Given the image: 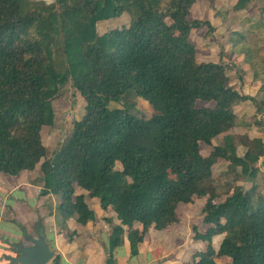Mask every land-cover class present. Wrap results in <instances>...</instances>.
Listing matches in <instances>:
<instances>
[{"label": "trees", "instance_id": "16d2710c", "mask_svg": "<svg viewBox=\"0 0 264 264\" xmlns=\"http://www.w3.org/2000/svg\"><path fill=\"white\" fill-rule=\"evenodd\" d=\"M197 1L0 0V173L17 177L40 167L41 195L60 198L64 222L93 221L89 199L112 210L105 218L112 228L108 264L125 237L137 256L151 229L179 224V206L196 198H207L203 222L210 228H192L207 244L194 264H222L220 257L264 264V197L235 186L219 201L213 173L223 159L229 172L257 177L263 142L240 138L248 149L240 157L239 140L227 133L240 125L237 105L251 100L262 114L264 101L229 88L221 62H198L192 29H213L189 21ZM125 13L129 26L99 34L100 22ZM70 80L85 113L72 138L50 154L43 130L56 127L53 101ZM130 96L148 102L153 115H138ZM202 145L212 147L209 156ZM221 234L216 251L213 239Z\"/></svg>", "mask_w": 264, "mask_h": 264}, {"label": "crops", "instance_id": "0c3cea01", "mask_svg": "<svg viewBox=\"0 0 264 264\" xmlns=\"http://www.w3.org/2000/svg\"><path fill=\"white\" fill-rule=\"evenodd\" d=\"M238 2L198 0L191 14L194 13L198 21L209 22L213 30H204V25L194 27L189 41L197 47L199 63L221 62L225 66L229 88L242 96L264 101V0H249L241 9L236 8ZM234 113L240 125L227 134L239 140L237 152L243 157L248 149L240 138L259 139L264 145V112L259 114L255 104L246 100L234 108ZM225 135L216 138L214 146L221 145ZM229 166V162L219 159L213 167L215 180L217 168L220 171L221 177L216 180L219 181L216 184L221 196L219 199L224 198L220 201H224L235 186L264 197V157L256 165L259 169L257 177L251 181L239 177L240 168L229 172ZM37 170L39 167L17 177L0 173V264H19L13 259L21 256L20 245H32L25 239L28 235L34 238L41 235L49 244L55 255L49 264H55L56 256L60 258V264H108L112 234L110 224L94 220L86 226L73 220L64 222L58 210V196L41 195L43 176L41 170L40 173ZM222 188L224 193H221ZM229 190L231 193H227ZM27 200L37 203L36 209L23 203ZM90 201L99 208H96L98 220L99 217H108L96 199H89V204ZM8 203H14L15 208L5 207ZM15 220L23 227L21 231L11 226ZM193 226L198 227L202 234L210 228L204 222L201 228L199 223H189L183 228L180 222L165 231L151 229L140 244L137 256H132L130 243L125 237L123 245L114 251L113 264H194L195 252L205 251L207 244L194 238H189V243L184 244L183 235L191 233L192 236ZM223 239V234L214 237L216 251ZM230 261L229 257L217 258V262L222 264Z\"/></svg>", "mask_w": 264, "mask_h": 264}, {"label": "rangeland", "instance_id": "374dc122", "mask_svg": "<svg viewBox=\"0 0 264 264\" xmlns=\"http://www.w3.org/2000/svg\"><path fill=\"white\" fill-rule=\"evenodd\" d=\"M34 1H41V0H34ZM43 1L52 2L53 0H43ZM196 17L197 16L194 15V13H192L189 17V21L193 22L197 20ZM202 22H205V21H202ZM130 23H131V17L128 13H125L121 17H117L113 20L100 22L98 24L99 34L102 35L105 32L112 30L113 28L120 29L123 27H127L130 25ZM203 27H205L204 30L208 28V26H203ZM201 33H203V31H201ZM207 38L208 37L205 36V40H207ZM128 102L130 104L134 102L137 103V106L139 109L137 112L138 115H145L147 117H151L153 115L152 107L149 105L148 102L141 100V99H137L134 96H130L128 98ZM198 105L199 106H212L213 104H206V103L204 104L200 102ZM85 106H86V103H85L84 98L78 91H76V89L73 86V82L70 80L62 88L60 94L53 101V107H54V112H55V117H56L55 118L56 127L51 128L47 126L43 130V141H44V144L49 148L50 154H52L56 149L64 145L67 141H69L72 138V136L74 135V122L83 117L85 113ZM211 150H212V147L207 146V145H202L201 153L207 157L209 156V153L211 152ZM121 168H122L121 165L117 164L116 169H121ZM218 169L219 168H217L216 174H215L216 180H218L221 177L220 171ZM37 173H40V167H39V170H37ZM216 180H214L215 187H216V183L217 185L219 184V181H216ZM224 192H225V189L223 190L222 188L221 193H224ZM223 199L224 198L219 199V201ZM206 200L207 198H201V199L196 198L191 204L179 206L178 215L180 217V221H181L183 228L184 226L185 228L186 226L188 227L189 223H195V224L199 223L200 224L199 228H201L203 218H204L203 208L206 203ZM23 203L29 207H32L33 209H36L37 207V203L35 202L32 203L31 201L27 200V201H23ZM92 204H93V201H90V205L94 209V212H95V215H94L95 222H106L105 218H108L109 216L110 217L113 216L114 213L112 212V210H110L109 212H107L108 217H99V220H98L96 218V208L97 209L99 208ZM5 207H8V208L12 207V209L15 208L14 203L13 204L8 203V206L5 205ZM8 222H11V221H8ZM13 222H15L11 225L15 227L13 229H15L16 231L18 230L21 231V229H23V227L18 224L17 220ZM190 229H191V226H190ZM187 232L188 233L190 232L189 229ZM191 232H192V236H190L191 233H189V235H183V240H185L184 244L189 243V238H194L195 233L193 231ZM25 239L28 242H30L29 235L26 236ZM26 240L24 241L26 242Z\"/></svg>", "mask_w": 264, "mask_h": 264}, {"label": "water", "instance_id": "95a60500", "mask_svg": "<svg viewBox=\"0 0 264 264\" xmlns=\"http://www.w3.org/2000/svg\"><path fill=\"white\" fill-rule=\"evenodd\" d=\"M29 240L32 245H20L18 250L21 256L13 259L14 262L19 264H49L55 255L46 240L41 235L36 238L29 236Z\"/></svg>", "mask_w": 264, "mask_h": 264}]
</instances>
